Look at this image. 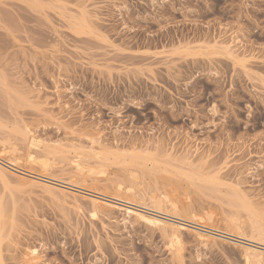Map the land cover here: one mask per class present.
Listing matches in <instances>:
<instances>
[{
  "label": "rangeland",
  "instance_id": "obj_1",
  "mask_svg": "<svg viewBox=\"0 0 264 264\" xmlns=\"http://www.w3.org/2000/svg\"><path fill=\"white\" fill-rule=\"evenodd\" d=\"M263 257L264 0H0L1 264Z\"/></svg>",
  "mask_w": 264,
  "mask_h": 264
},
{
  "label": "bare ground",
  "instance_id": "obj_2",
  "mask_svg": "<svg viewBox=\"0 0 264 264\" xmlns=\"http://www.w3.org/2000/svg\"><path fill=\"white\" fill-rule=\"evenodd\" d=\"M28 149H29V151H31V154H32V151L33 150H37V149H41V148H44V147H47L48 149H50V151L48 152V153H50L52 150L54 151V152H57L58 153V151H57V149L55 150L54 148H52L51 146L50 147H48V145L47 144H45L42 140H40V139H38L36 136H35V134L33 133V132H31V131H29V136H28ZM61 147V146H60ZM52 151V152H53ZM28 152V151H27ZM33 152H35V151H33ZM51 152V153H52ZM60 152V151H59ZM35 153H37V152H35ZM30 153H28V159L29 160H31L33 157V155H31ZM54 154V153H53ZM75 154V165H76V167L77 168H75V169H78V171H79V174H82V173H85L84 172V166L82 165V157H83V155H84V153L81 151H77V152H75L74 153ZM94 155H96V153L95 152H93V156ZM95 157V156H94ZM34 159V158H33ZM32 159V160H33ZM31 160V161H32ZM30 161V162H31ZM74 165V166H75ZM81 172V173H80ZM82 177V176H81ZM80 178V177H79ZM84 179H86V177L85 178H83V180ZM89 179H91V178H89ZM114 190H117L118 192H120L121 191V189L119 188V187H117V188H114ZM238 190H236V192H237ZM239 192V191H238ZM116 193V192H115ZM107 194V193H106ZM112 195V194H111ZM111 195H108L109 197L111 196ZM107 196V195H106ZM113 196V198H115V199H117V200H121V201H126V202H128V204L129 203H131V201H128L126 198H124V197H121V196H123V195H116V196H114V194L112 195ZM112 198V197H111ZM110 200V199H109ZM109 202V201H108ZM113 202V201H112ZM154 202H155V200H154ZM162 204H163V209L165 210H169L168 208H170V210H173V211H175V208L176 207H174V205H175V202L173 201V200H171L170 198H164L163 200H161L160 201ZM107 203V202H106ZM133 203V202H132ZM160 203V204H161ZM117 204H118V202H117ZM120 204V203H119ZM122 204V203H121ZM157 205V204H156ZM159 205V204H158ZM157 205V206H158ZM162 206V205H161ZM133 210V209H132ZM178 210V209H177ZM179 211H180V213H179ZM131 212V211H130ZM170 212V211H169ZM178 213H179V215H180V218H182L183 220H184V218L185 217H182V216H186V215H188V211H187V209H184V208H182V209H180V210H178L177 211ZM177 212H175V213H177ZM170 213H172V211L170 212ZM178 214H177V216H179ZM135 217L137 218V220H139V221H143L145 224H148V225H151V226H154V227H158L159 229H166V223H164L163 221H161V220H159V219H157V218H155V217H148V216H146V215H143L142 213H140V212H135ZM177 218V217H176ZM187 218V217H186ZM136 220V219H135ZM186 220V219H185ZM189 222V221H188ZM252 222V221H251ZM254 223H256V222H254ZM255 225V224H254ZM257 234H258V232H257ZM262 261H263V263H264V257L261 259ZM0 264H1V262H0Z\"/></svg>",
  "mask_w": 264,
  "mask_h": 264
}]
</instances>
